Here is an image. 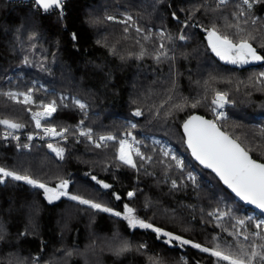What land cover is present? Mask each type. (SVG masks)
<instances>
[{
  "label": "trees",
  "instance_id": "obj_1",
  "mask_svg": "<svg viewBox=\"0 0 264 264\" xmlns=\"http://www.w3.org/2000/svg\"><path fill=\"white\" fill-rule=\"evenodd\" d=\"M251 3L248 8L243 0L223 5L218 0H67L65 13H44L33 1L0 0V120L23 125L0 124V136L6 129L33 132L31 110L56 100L49 125L73 133V125L83 121L101 133L133 128V121L134 128L168 140L183 161L178 167L143 138L145 156L133 155L135 168L119 159L115 140L97 147L71 137L61 161L46 143L27 152L18 142L0 139V167L48 186L67 180L70 195L121 213L67 196L49 202L43 189L0 177V264H228L202 248L264 246V228L256 229L258 218L249 215L256 210L192 159L181 129L194 112L212 118V101L224 93L230 117L219 126L264 162V60L230 63L212 51L208 36L215 28L234 43L247 40L264 56V0ZM121 12L135 16L141 30L106 17ZM13 90L31 91L34 102L9 97ZM61 94L78 96L87 109ZM137 109L141 116L134 115ZM125 205L138 219L192 243H169L153 229L131 227ZM221 213L227 215L217 219ZM239 219L244 226L237 225ZM124 245L128 250L120 251ZM251 250L260 254L253 264H264V247Z\"/></svg>",
  "mask_w": 264,
  "mask_h": 264
},
{
  "label": "snow or ice",
  "instance_id": "obj_2",
  "mask_svg": "<svg viewBox=\"0 0 264 264\" xmlns=\"http://www.w3.org/2000/svg\"><path fill=\"white\" fill-rule=\"evenodd\" d=\"M243 2L248 6V8L252 7L251 0H243ZM36 3L39 4L45 11L54 7L60 9L63 8V0H36ZM219 3L221 5L226 4L227 0H219ZM245 14L246 13H241V15ZM109 19L114 18L109 17ZM131 19L132 18L129 16L128 20ZM123 23H127V21H123ZM137 31H139V29H137ZM208 36L212 51L215 52V54L221 59L228 60L230 63H248L249 58L252 61L264 60V56L258 55L256 49L253 48L251 43H249L247 40L241 39L239 43H234L233 40L229 39L228 36L219 34L215 28L209 31ZM73 39H75L74 34ZM179 39L184 40L186 37L181 35ZM160 47L163 48V45H160ZM161 55H166V53H161ZM141 56H143V52H141ZM157 59H159V56ZM261 76H264V73H261ZM8 95L9 97L15 98L16 94L8 93ZM22 95L24 96L23 103L28 104L34 102L32 101L31 93H25ZM228 102L227 95L219 92L216 94V99L212 101V103L218 108H223ZM76 104L82 110L86 108V105L79 100L76 101ZM42 107L44 108V112L33 114L37 128L41 127V116H51L57 110L55 101L43 104ZM193 107H195V104ZM134 115L141 116L142 112L137 109L134 112ZM217 117L218 119L226 118L224 112L222 111L217 113ZM80 123L83 124V121ZM0 124L6 125L12 129L23 127V125L9 120H0ZM132 127L134 128L136 125L133 124ZM183 129L187 136V146L189 149H191V154L195 157V159L205 167L212 169L220 177L223 183L231 188L232 191L242 200L254 204L258 208L264 210V163H258L256 160L252 159L249 155V152L244 147H242V145L236 139L232 138L229 136V134L222 131L221 128L218 127L216 121L206 120L199 116H191L186 122H184ZM44 131L50 136H63V134L68 131V129L65 128L59 133L55 128H44ZM91 132L92 129L88 128L87 130H81L80 135L91 140ZM31 138L32 137H29V139ZM115 139L116 137L114 136L100 137V141ZM96 146L100 147L101 145L99 142H97ZM48 147L52 149V151H54L57 156L63 158L64 150L62 148H54L51 144H49ZM118 152L119 159L124 164L130 165L133 168L136 167L132 157V146L127 140L119 141ZM135 152L136 155H142L139 152V149H136ZM164 155L169 156V151H165ZM171 158L176 160L178 167H183L182 160H180L175 155H172ZM0 177H11L15 181H22L35 188L43 189L44 195L49 202L59 200L61 197L67 196L69 199L78 201L80 204L89 205L93 209H97L106 213H112L115 216H121L120 212H114L112 208L95 203L88 199H84L78 195H70L67 191L69 184L67 180H61L56 187H49L47 184L34 179L30 175L18 174L3 167H0ZM93 179H95V177H93ZM173 186H176L175 181H173ZM103 187L109 188L110 185L103 184ZM133 195V192L128 193V196L130 197ZM116 198L119 199V196ZM125 209L126 214L124 215V219L128 221V224L131 227L139 226L146 229H153V231L158 235L168 237L169 243H171L172 240L178 241L181 244L192 243L189 240H184L180 236L173 237L172 233L163 232L162 229L154 228L152 224L138 219L134 215V209L128 207L127 205H125ZM210 215L216 214L211 213ZM223 215H227V213H221L220 215H217L216 218L220 219ZM248 219L251 220L250 217ZM236 223L237 225L244 226L245 220L239 219ZM233 227H235V225ZM255 228H264V220L256 223ZM241 234L242 233H237L236 235ZM253 235L260 236L261 234L260 232H254ZM244 239L248 240L249 237L245 235ZM193 246L196 248H201V245L199 244H195ZM256 247L264 246H257L255 244L245 246L243 243H238L235 245V247L228 246L227 250H220V246L217 245L215 249L202 248V251L211 252L212 256H215L222 261H227L228 264H253L254 258L260 254L255 250L250 251V249H254ZM126 250H128V245H124L120 249V251ZM262 260H264V256H262Z\"/></svg>",
  "mask_w": 264,
  "mask_h": 264
},
{
  "label": "built area",
  "instance_id": "obj_3",
  "mask_svg": "<svg viewBox=\"0 0 264 264\" xmlns=\"http://www.w3.org/2000/svg\"><path fill=\"white\" fill-rule=\"evenodd\" d=\"M66 1L67 0H63V8L62 9L54 7V8H51V9L45 11L44 9H42L35 2H34L35 3L34 7L35 8H40L44 13L54 12V11H61V12L65 13L64 7H65ZM126 15L130 16L132 18L131 20H133L132 15H128V14H126ZM112 17L114 19L122 18V17L116 18L115 16H112ZM119 20H122V19H119ZM125 21H129L128 18H126ZM229 105H230L229 102L227 104H225L223 108H218L216 105H213L211 107L212 120L218 122V121H222V120L228 119L230 117V112H229V109H228ZM221 111L224 112L225 117H226L225 119H218L217 113L221 112ZM42 112H44V109L42 111H39L38 113H42ZM51 116H41L40 117V122H41V127L40 128L36 127V121H35V130L33 132L17 133L15 131L6 129L3 132V134L0 136V139L1 140H5V141L12 140V141L18 142L20 144V146H22V148L24 150H26V151H29L31 149V147L33 146V144H35V143H46L47 145L51 144V145H53L54 148H57V149L62 148L64 150L65 149V144L69 141V139L71 137H75L77 140L88 139L85 136H81L80 132H81V130H87L90 127H85L82 124L73 125V129H72L73 133L67 131V132H65L63 134V136H61V135H55V136L48 135L47 133H45L44 128H55L58 133L61 132L64 129V128L63 129H59V128H56L55 126L46 124V122L49 121ZM91 136H92V139L91 140L88 139V141L93 143L95 146H96L97 142H99L100 145L102 146V145H104V144H106L108 142L114 141V140L100 141V137L101 136H104V137L114 136V137H116L115 133H112V132H110V133H97L93 129H92V132H91ZM29 137H32V138L29 139ZM116 139H117V137H116ZM120 139L121 140H127L129 142V144L132 146V151L133 152H135L136 149H139V152H140V148H139L138 144L136 143V141H134V139H133L131 134L123 133V135L121 136ZM59 158H61V157H59Z\"/></svg>",
  "mask_w": 264,
  "mask_h": 264
},
{
  "label": "rangeland",
  "instance_id": "obj_4",
  "mask_svg": "<svg viewBox=\"0 0 264 264\" xmlns=\"http://www.w3.org/2000/svg\"><path fill=\"white\" fill-rule=\"evenodd\" d=\"M252 4V3H251ZM33 8H35L34 6H33ZM126 14H128V15H132V14H130V13H127V12H121V13H118V14H110V15H107L106 17H107V19L109 20V21H118V22H122L123 23V21H125V19L126 18H128L129 16H127ZM115 16L116 18H119V17H122V18H119V19H122V20H119V19H109V17H112V16ZM124 17V18H123ZM132 17H133V20H129V21H127L128 22V24H130V25H132L136 30L137 29H139V31L141 30V28L139 27V25L137 24V20H136V17L135 16H133L132 15ZM161 31V30H160ZM228 61V60H227ZM244 64H246V63H244ZM261 73H264V69L261 71ZM261 73H260V75H261ZM263 78H264V76H262ZM12 93H14V94H16L15 95V100H21V101H23V99H24V96L22 95V94H25V93H31V91H28V92H24V91H18V90H13L12 91ZM62 98H64V99H70L74 104H76V101L77 100H79V101H81L82 103H84L85 105H86V102L85 101H83L82 99H80L78 96H70V95H68V94H66V95H64V94H61L60 95ZM31 97H32V93H31ZM32 101H33V97H32ZM52 101H55L56 102V100H52ZM229 101V100H228ZM33 103V102H32ZM229 103H230V105H229V107H228V109H229V112H230V107H231V102L229 101ZM29 104H31V103H29ZM77 105V104H76ZM78 106V105H77ZM213 106V105H212ZM211 106V107H212ZM56 107H57V102H56ZM87 107V106H86ZM44 108H41V109H37V110H31V114H32V119H33V121H34V125H35V119H34V117H33V114L34 113H38L39 111H42ZM85 109H87V108H85ZM54 114V113H53ZM53 114H52V116H53ZM51 116V117H52ZM130 122V124H131V126L134 124L135 125V123L133 122V121H129ZM220 121H218L217 122V124L219 123ZM47 124V123H46ZM56 128H58V127H56ZM66 127H64V129H65ZM91 128V127H90ZM59 129H63V128H59ZM68 129V131L70 132V129L69 128H67ZM136 131L137 132H140V137H137V135H136ZM72 132H73V130H72ZM112 133H115V136L117 137V139L115 140V141H117L118 142V144H119V141L121 140L120 138H121V136L123 135V133H126V134H131L132 135V137L134 138V141H136V143L138 144V146H139V148H140V153L142 154V155H138V156H140V157H144L145 155H144V153H143V149H142V138L143 139H148V141L151 143V144H154V145H156L157 147H159L160 148V150H161V152L163 153V155H164V152L165 151H169V153H170V155L168 156V157H171L172 155H175L176 157H178L180 160H182L181 159V157L180 156H178L177 155V153H176V149H175V147H174V145H172L168 140H166V139H164V138H162V137H160V136H157V135H152V134H147V133H145V132H143L142 130H140V129H136V128H130V129H126V130H123V131H121V132H117V131H111ZM98 133V132H97ZM101 133H110V132H101ZM183 133V132H182ZM184 135V134H183ZM86 140H88V139H86ZM5 141V140H4ZM90 142V141H89ZM91 143V142H90ZM35 144H37V143H35ZM38 144H42V143H38ZM93 144V143H92ZM19 145V147L20 148H22V146H20V144H18ZM34 145V144H33ZM94 145V144H93ZM33 147V146H32ZM32 147H31V149H32ZM47 147H48V145H47ZM23 149V148H22ZM30 149V150H31ZM24 150V149H23ZM29 150V151H30ZM26 151V150H25ZM48 151L52 154V155H54L58 160H63L64 159V156H65V149H64V151H63V158H59L49 147H48ZM28 152V151H27ZM133 155H136V153L135 152H133L132 151V157H133ZM191 156V155H190ZM188 177H191V178H194V173H189L188 174ZM57 185H55V186H49V187H56ZM55 201V200H54ZM258 211H251L250 213H249V215H250V217H254V216H257V218H258V223L261 221V220H264V215H262V216H259L258 215V213H257ZM164 232V231H163ZM173 237H175L174 235H173ZM166 239L168 240V237H166Z\"/></svg>",
  "mask_w": 264,
  "mask_h": 264
},
{
  "label": "water",
  "instance_id": "obj_5",
  "mask_svg": "<svg viewBox=\"0 0 264 264\" xmlns=\"http://www.w3.org/2000/svg\"><path fill=\"white\" fill-rule=\"evenodd\" d=\"M14 1H25V2H29V1H33V2H35L36 3V0H14ZM39 5V4H38ZM40 6V5H39ZM41 7V6H40ZM42 8V7H41ZM43 9V8H42ZM191 116H199V117H203L204 119H206V120H212L211 118H209V117H206L205 115H203V114H201V113H198V112H194V113H192L191 115H189L184 121H183V123H182V126H181V129H182V132H183V134H184V137H185V145H186V147L188 148V146H187V136H186V133L184 132V129H183V124H184V122H186ZM218 125V127H220L219 126V124H217ZM221 128V127H220ZM221 130L222 131H224L222 128H221ZM224 132H226V131H224ZM227 133V132H226ZM228 134V133H227ZM229 136H231L230 134H229ZM232 137V136H231ZM233 138V137H232ZM235 139V138H234ZM239 142V141H238ZM240 143V142H239ZM241 144V143H240ZM242 145V144H241ZM242 147H244L243 145H242ZM188 150H189V153H190V155H191V157H192V159L199 165V166H201L203 169H205V170H208V171H211L218 179H219V181L222 183V185L233 195V196H235L236 197V199H238L239 201H241L243 204H245L247 207H249V208H252L253 210H256V211H258L259 213H261L262 215H264V210H262V209H260V208H258L256 205H254V204H251V203H249V202H247V201H245V200H242L240 197H238L233 191H232V189L231 188H229L226 184H224L223 183V181L220 179V177L212 170V169H209V168H207V167H205L204 165H202V164H200V162L199 161H197L196 159H195V157L191 154V149H189L188 148ZM249 155H250V157L252 158V159H254V160H256L258 163H264V162H262V161H259V160H257V159H255L250 153H249Z\"/></svg>",
  "mask_w": 264,
  "mask_h": 264
},
{
  "label": "flooded vegetation",
  "instance_id": "obj_6",
  "mask_svg": "<svg viewBox=\"0 0 264 264\" xmlns=\"http://www.w3.org/2000/svg\"><path fill=\"white\" fill-rule=\"evenodd\" d=\"M250 62H253V61L249 58V62L248 63H250ZM236 64H244V63H236Z\"/></svg>",
  "mask_w": 264,
  "mask_h": 264
}]
</instances>
